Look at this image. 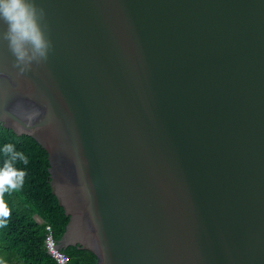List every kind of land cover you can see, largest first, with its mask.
<instances>
[{
	"label": "water",
	"instance_id": "1",
	"mask_svg": "<svg viewBox=\"0 0 264 264\" xmlns=\"http://www.w3.org/2000/svg\"><path fill=\"white\" fill-rule=\"evenodd\" d=\"M35 3L52 49L18 76L0 41V123L49 153L59 246L264 264V0Z\"/></svg>",
	"mask_w": 264,
	"mask_h": 264
},
{
	"label": "trees",
	"instance_id": "2",
	"mask_svg": "<svg viewBox=\"0 0 264 264\" xmlns=\"http://www.w3.org/2000/svg\"><path fill=\"white\" fill-rule=\"evenodd\" d=\"M6 143L14 144L29 163L16 165L27 173L22 189L4 196L11 216L7 226L0 228V260L4 264H58L46 251V228L51 226L56 242L60 243L71 218L53 193L49 153L33 136L19 135L0 123V147ZM3 160L0 154V166ZM36 216L43 221L38 222ZM62 251L69 255V264H100L95 251L78 244Z\"/></svg>",
	"mask_w": 264,
	"mask_h": 264
},
{
	"label": "clouds",
	"instance_id": "3",
	"mask_svg": "<svg viewBox=\"0 0 264 264\" xmlns=\"http://www.w3.org/2000/svg\"><path fill=\"white\" fill-rule=\"evenodd\" d=\"M44 21L45 11L36 5L35 0H0V25H6V29L0 30V41L7 42L8 49L15 58L13 67L19 69L18 76L30 71L33 64L41 65L48 60L52 44ZM0 154L4 157L0 166V228H4L11 216V209L4 199L5 193L22 189L27 173L16 165L19 162L27 166L29 160L12 143L0 147ZM36 220L43 221L37 216ZM46 230L49 234L51 226H47ZM56 243L63 252L59 243ZM46 251L51 256L47 249ZM0 264H4V261L0 260Z\"/></svg>",
	"mask_w": 264,
	"mask_h": 264
},
{
	"label": "built area",
	"instance_id": "4",
	"mask_svg": "<svg viewBox=\"0 0 264 264\" xmlns=\"http://www.w3.org/2000/svg\"><path fill=\"white\" fill-rule=\"evenodd\" d=\"M45 246L51 256L59 263V264H68L69 256L60 251L54 237L53 233L50 230V233L47 235L45 240Z\"/></svg>",
	"mask_w": 264,
	"mask_h": 264
}]
</instances>
